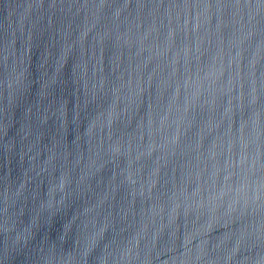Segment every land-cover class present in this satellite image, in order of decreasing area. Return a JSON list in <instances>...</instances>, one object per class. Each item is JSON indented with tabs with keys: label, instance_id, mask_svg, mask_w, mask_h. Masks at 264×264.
I'll return each instance as SVG.
<instances>
[{
	"label": "water",
	"instance_id": "obj_1",
	"mask_svg": "<svg viewBox=\"0 0 264 264\" xmlns=\"http://www.w3.org/2000/svg\"><path fill=\"white\" fill-rule=\"evenodd\" d=\"M0 264H264V0H0Z\"/></svg>",
	"mask_w": 264,
	"mask_h": 264
}]
</instances>
